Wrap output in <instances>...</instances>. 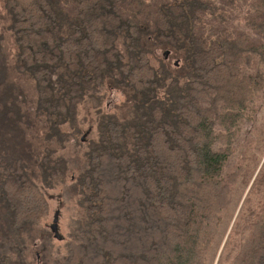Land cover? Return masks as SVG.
Returning a JSON list of instances; mask_svg holds the SVG:
<instances>
[{
	"label": "trees",
	"instance_id": "trees-1",
	"mask_svg": "<svg viewBox=\"0 0 264 264\" xmlns=\"http://www.w3.org/2000/svg\"><path fill=\"white\" fill-rule=\"evenodd\" d=\"M0 3L20 77L0 54V264H32L40 190L72 168L50 147L82 133L86 101L96 137L58 264H264V0Z\"/></svg>",
	"mask_w": 264,
	"mask_h": 264
},
{
	"label": "rangeland",
	"instance_id": "rangeland-1",
	"mask_svg": "<svg viewBox=\"0 0 264 264\" xmlns=\"http://www.w3.org/2000/svg\"><path fill=\"white\" fill-rule=\"evenodd\" d=\"M6 26V15L0 3V54L4 55L6 61L8 62L7 81L13 85H16V79H20V77L16 76L15 72L12 71L11 68L13 65L14 49L12 37L6 30ZM165 52L167 53L169 51L165 48L159 47L156 50L155 55L157 57H161L163 54H165ZM170 54L171 52L165 57H167L171 62L170 64L174 66V64L179 60L172 57ZM175 60L176 62H174ZM178 64L181 65V61H179ZM103 103L107 110H109L111 107L118 110L120 114H125L129 108L127 98L124 96V94L115 90L110 91L107 94L106 98L103 100ZM95 119L96 111L93 102H83L80 105L78 111V127L82 133L72 136L70 134L71 131L67 127H64L63 132L67 134L69 133V135L72 136V138H69L68 140L69 143L66 142L62 148L58 147V145H53V147H50V149L53 151L52 159L59 157L64 158L71 163L72 168L66 174L64 180L62 182L55 183L56 186H54L52 189L41 188L40 190L46 203V213L40 218L38 224L34 225L38 230V233H40V239L37 238L38 233L36 232L33 239V247L28 253V260H30L32 264H58L65 257V245L69 241L70 234L75 228L77 215L79 213L78 206L76 205L77 193L73 190L72 186L75 183L77 173L82 170L85 162L84 153L87 151V144L81 142V138H83L85 141L89 139H95ZM6 130L9 133L13 132L10 129ZM33 133L35 136V131ZM76 142L79 143L80 146H77ZM45 147H47V144L43 143L41 148L44 149ZM0 156L4 158L6 157L1 141ZM29 164L30 179L36 183L37 186L41 187V182L39 179L41 177V169L35 163L34 159H32ZM262 164L263 162L261 163V166ZM257 173L258 170L254 173L251 184L257 176ZM54 223L56 224V233L60 237L59 240L52 238L50 233V229ZM231 228L232 226L230 225L227 233L231 230ZM222 246L223 245H221V247ZM216 262L217 259L214 264H216Z\"/></svg>",
	"mask_w": 264,
	"mask_h": 264
},
{
	"label": "water",
	"instance_id": "water-1",
	"mask_svg": "<svg viewBox=\"0 0 264 264\" xmlns=\"http://www.w3.org/2000/svg\"><path fill=\"white\" fill-rule=\"evenodd\" d=\"M54 222H56V221H54ZM52 232H56V224L54 223V225H52V227H51V229H50ZM54 238L55 239H57V240H59L60 239V237L58 236V234L57 233H55L54 234Z\"/></svg>",
	"mask_w": 264,
	"mask_h": 264
},
{
	"label": "flooded vegetation",
	"instance_id": "flooded-vegetation-1",
	"mask_svg": "<svg viewBox=\"0 0 264 264\" xmlns=\"http://www.w3.org/2000/svg\"><path fill=\"white\" fill-rule=\"evenodd\" d=\"M81 140H83V138H81ZM50 233H51V235H52V237L54 238V234L56 233H54V232H52L51 230H50Z\"/></svg>",
	"mask_w": 264,
	"mask_h": 264
},
{
	"label": "bare ground",
	"instance_id": "bare-ground-1",
	"mask_svg": "<svg viewBox=\"0 0 264 264\" xmlns=\"http://www.w3.org/2000/svg\"><path fill=\"white\" fill-rule=\"evenodd\" d=\"M161 65V64H160ZM78 144V143H77Z\"/></svg>",
	"mask_w": 264,
	"mask_h": 264
}]
</instances>
